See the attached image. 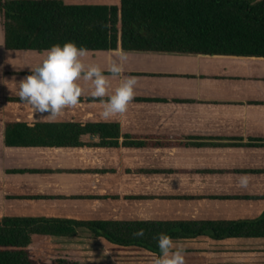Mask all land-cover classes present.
Wrapping results in <instances>:
<instances>
[{
  "label": "crops",
  "instance_id": "crops-1",
  "mask_svg": "<svg viewBox=\"0 0 264 264\" xmlns=\"http://www.w3.org/2000/svg\"><path fill=\"white\" fill-rule=\"evenodd\" d=\"M115 53L88 51L84 62L110 75ZM126 53L109 89L136 78L125 114L103 119L108 97H92L81 80L80 102L52 119L19 102L14 85L47 51L5 50L0 26V218L191 222L196 234L175 240L185 264H264V238L226 234L230 223L264 212V60ZM7 124L117 126L118 134H81L74 147L7 148ZM54 238L82 264H154L157 256L86 230Z\"/></svg>",
  "mask_w": 264,
  "mask_h": 264
},
{
  "label": "trees",
  "instance_id": "trees-1",
  "mask_svg": "<svg viewBox=\"0 0 264 264\" xmlns=\"http://www.w3.org/2000/svg\"><path fill=\"white\" fill-rule=\"evenodd\" d=\"M118 0L114 5L62 0H0L3 48L47 51L73 42L88 51L200 55L264 60V0ZM118 134L117 126L7 124V148L74 147L81 134ZM195 223L0 218V264H82L53 255L52 237L81 230L119 248L159 255L157 237L196 234ZM229 238H264V212L230 223ZM143 230V236L135 233Z\"/></svg>",
  "mask_w": 264,
  "mask_h": 264
},
{
  "label": "clouds",
  "instance_id": "clouds-1",
  "mask_svg": "<svg viewBox=\"0 0 264 264\" xmlns=\"http://www.w3.org/2000/svg\"><path fill=\"white\" fill-rule=\"evenodd\" d=\"M87 54L88 49L77 47L73 42L52 46L44 60L30 69L31 75L18 84L14 83L19 102L29 105L34 114L47 113L48 117L55 119L80 102L84 94V88L79 83L82 80L90 82L92 97H108L101 100L103 119L125 114L135 98L136 78L124 77L114 93L110 94L109 89L110 80L119 78L123 72L128 53L121 49L115 53V58L108 61L110 75H105L98 64H86L84 58ZM239 183L242 187L246 186V178L241 177ZM135 235L143 236V230ZM157 247L160 254L154 264H185L184 249L167 234H159Z\"/></svg>",
  "mask_w": 264,
  "mask_h": 264
},
{
  "label": "rangeland",
  "instance_id": "rangeland-1",
  "mask_svg": "<svg viewBox=\"0 0 264 264\" xmlns=\"http://www.w3.org/2000/svg\"><path fill=\"white\" fill-rule=\"evenodd\" d=\"M67 4H102V5H114L118 3V0H62ZM257 0H254L253 2H256ZM56 238L53 239L55 241ZM71 242V241H70ZM74 243V242H71ZM68 243L63 242V241H58L56 240L53 242L51 245L53 255L58 256V257H64V255L67 253L65 252L68 250L67 245ZM82 244V242H80ZM65 252V253H64ZM71 255V254H70ZM100 260H98L99 262Z\"/></svg>",
  "mask_w": 264,
  "mask_h": 264
}]
</instances>
